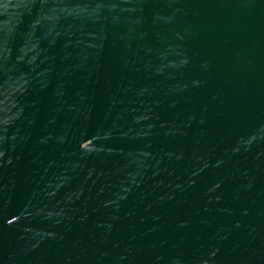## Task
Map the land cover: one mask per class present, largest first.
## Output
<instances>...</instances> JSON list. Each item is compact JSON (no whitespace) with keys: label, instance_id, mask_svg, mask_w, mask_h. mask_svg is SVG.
Masks as SVG:
<instances>
[{"label":"water","instance_id":"1","mask_svg":"<svg viewBox=\"0 0 264 264\" xmlns=\"http://www.w3.org/2000/svg\"><path fill=\"white\" fill-rule=\"evenodd\" d=\"M0 264H264V0H0Z\"/></svg>","mask_w":264,"mask_h":264}]
</instances>
